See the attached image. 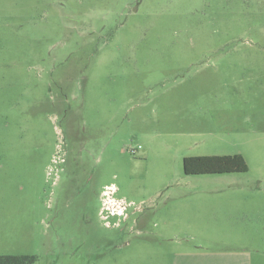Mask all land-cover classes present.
<instances>
[{"label": "rangeland", "instance_id": "rangeland-1", "mask_svg": "<svg viewBox=\"0 0 264 264\" xmlns=\"http://www.w3.org/2000/svg\"><path fill=\"white\" fill-rule=\"evenodd\" d=\"M1 254L264 264V0H0Z\"/></svg>", "mask_w": 264, "mask_h": 264}, {"label": "trees", "instance_id": "trees-1", "mask_svg": "<svg viewBox=\"0 0 264 264\" xmlns=\"http://www.w3.org/2000/svg\"><path fill=\"white\" fill-rule=\"evenodd\" d=\"M248 167L244 158L234 155H201L183 158L184 174H222L244 172ZM36 255L6 254L0 255V264H34Z\"/></svg>", "mask_w": 264, "mask_h": 264}, {"label": "built area", "instance_id": "built-area-1", "mask_svg": "<svg viewBox=\"0 0 264 264\" xmlns=\"http://www.w3.org/2000/svg\"><path fill=\"white\" fill-rule=\"evenodd\" d=\"M106 208H107L108 216L119 217V216H122L124 214V209L126 207L121 205V204L114 203L111 200H109V204L106 206Z\"/></svg>", "mask_w": 264, "mask_h": 264}]
</instances>
